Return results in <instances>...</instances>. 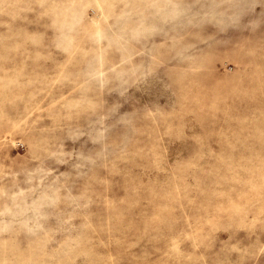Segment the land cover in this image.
I'll list each match as a JSON object with an SVG mask.
<instances>
[{
    "label": "rangeland",
    "instance_id": "rangeland-1",
    "mask_svg": "<svg viewBox=\"0 0 264 264\" xmlns=\"http://www.w3.org/2000/svg\"><path fill=\"white\" fill-rule=\"evenodd\" d=\"M0 264H264V0H0Z\"/></svg>",
    "mask_w": 264,
    "mask_h": 264
}]
</instances>
